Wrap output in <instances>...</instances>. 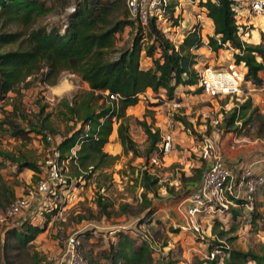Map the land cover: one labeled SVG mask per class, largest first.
Listing matches in <instances>:
<instances>
[{
    "label": "rangeland",
    "instance_id": "rangeland-1",
    "mask_svg": "<svg viewBox=\"0 0 264 264\" xmlns=\"http://www.w3.org/2000/svg\"><path fill=\"white\" fill-rule=\"evenodd\" d=\"M77 1L62 0L56 5L49 15L40 18L33 28L58 27L61 31L72 13ZM184 16L189 15V23L193 26V19L201 13L197 7L200 0H181ZM251 0H238V6L245 11L246 5ZM69 2L63 8V3ZM183 16V18H184ZM185 20V18L183 19ZM200 30L202 38L207 40L211 36L210 29L202 28L198 23L194 25ZM264 26L263 18H255L250 30L254 31L248 37L244 36L248 45L260 42L261 29ZM12 29L20 30L19 27ZM131 28H126L117 36L116 46L121 48L130 45L135 34ZM5 47L0 52L13 49ZM203 48V47H202ZM205 48V47H204ZM197 55L196 72H201L208 67H224L231 60L233 51L229 47L217 54L201 49ZM141 68L151 65V60L145 56L141 59ZM262 90L248 95L241 92L238 96L220 99H208L204 94L192 95L186 88H178L176 96L182 103V109L178 112L171 110L169 102L152 107V104L164 101L163 94L155 95L148 92L140 104L127 111L129 116L130 135L136 146L144 152L147 148L146 135L137 122L152 123L155 129L171 136L172 151L166 157L153 164H147L142 159H135L131 154H124L120 145L117 146V126L113 131L106 150L117 152L118 157L114 166L104 171L102 175L93 177L90 181H81L79 186L72 181L67 183L64 176L68 171L64 164L58 166L63 173L62 182L57 186L54 196H41L36 191V181L46 174L47 162L55 160V147L65 137L72 123L59 116V111H65L62 103L71 102L76 94L89 91L86 83L76 75L61 73L55 86L45 87L34 84L29 90L23 91V111L28 121L32 124L39 122L48 116L47 124L54 129L49 133L51 145L48 146L41 139L30 134V141H20L8 136L0 142V152L9 153L15 158L26 159L36 163L40 172L18 171L15 163L1 159L0 167V264H59L66 252L67 238L72 234H78L80 245L78 257L84 264H108L104 260L110 245L116 243L118 231L126 232L131 237L140 236L147 239L152 245L153 262L161 264L173 262V264H199L207 252L208 244L220 238V232H224L222 241L234 250L244 252L251 251L260 255L264 250V228L256 233L249 225L245 224L243 217H247L246 209L240 211L242 217L239 224L233 225V214L226 217L225 214H217L205 208L199 218L204 240L196 237L190 231L183 230L186 225V208L188 197H183L187 179L193 175L195 169L200 167L206 171L215 158H220L224 164L235 171H250L253 175H264V72L260 74ZM252 85V83H250ZM251 85L244 83L242 89ZM257 87V86H255ZM243 91V90H242ZM5 111H10L9 99L15 97L8 94ZM250 100L253 108L257 109L252 124L241 128L239 133L226 132L222 119L233 107L240 106ZM12 103V102H11ZM47 106L45 112L40 115L41 107ZM0 105V119H2ZM40 115L38 120L36 116ZM19 126L27 129L26 123L20 118L16 120ZM137 121V122H136ZM5 128V127H4ZM204 141L211 145L207 158H204ZM110 150H109V149ZM108 152V153H109ZM255 164V165H254ZM200 168V169H201ZM147 170L155 176L159 182V196H148L151 204L146 206L141 197L139 188V174ZM185 182H184V181ZM11 194L13 197H11ZM31 194L33 197H31ZM182 196V197H181ZM17 198H29L28 210L9 217L5 220V210L9 202ZM106 206L103 210L98 202ZM238 210L237 204L231 207ZM154 209V218L159 224H140L149 210ZM253 211L260 214L264 220V187L258 189L254 199ZM243 222V223H242ZM33 224L43 228L34 242L23 250L8 247L3 248L5 242L14 245L13 239H6L9 230L20 227L22 224ZM231 223V224H230ZM242 223V224H241ZM234 229V231H232ZM175 230V231H172ZM147 236V237H146ZM6 239V241H5ZM164 245H166L164 247ZM164 261H163V260ZM221 264V263H220Z\"/></svg>",
    "mask_w": 264,
    "mask_h": 264
},
{
    "label": "trees",
    "instance_id": "trees-1",
    "mask_svg": "<svg viewBox=\"0 0 264 264\" xmlns=\"http://www.w3.org/2000/svg\"><path fill=\"white\" fill-rule=\"evenodd\" d=\"M61 2L62 0H0V51L5 47H14L0 52V105L3 112L0 119V142L7 136L23 142L30 141V134L34 133L35 137H42L46 145H51L46 141L49 133L54 132L47 124L49 116L39 124L28 121L23 111L22 92L29 90L34 84L55 86L60 74L66 72L76 75L89 87V91L76 94L71 102L62 103L65 111H59L63 120L72 123L65 137L55 147L59 153L58 165L64 164L68 171V176H64L68 184L74 181L79 186V182L90 181L114 166L118 157L107 154L104 147L114 135L115 126L117 141L124 154H131L133 158L142 159L146 164L153 156L162 157L159 150L160 132L152 123L136 121L146 135L147 148L142 152L136 146L130 135L127 111L136 108L141 103L142 94L148 92L155 95L161 93L165 98L161 103L152 104V107L178 100L176 92L180 87L189 88L187 93L195 96L202 93L195 70L198 56L192 53L204 47L200 30L194 26V31H188L183 42L175 47L164 33L156 29L155 18L149 20L146 34L143 33V28L130 19L126 0H80L67 17L63 31L56 26L50 29L33 28L40 18L49 15ZM68 3H63V8ZM235 4V0H200L197 3V7L213 24V35L207 38V47L215 54L227 45L237 50L233 52L234 59L236 64L244 65L245 80L261 86L260 74L264 72V26L258 44L251 46L242 42L240 34L244 35L246 32L240 33L238 30L233 9ZM12 27H19L20 30L14 31ZM126 28L135 31V36L130 45L117 48V36ZM143 56L151 60V65L147 68H141ZM9 93H13L15 97L9 99L12 109L5 111ZM109 95L116 96L117 100L109 101ZM46 108L47 106L41 107L40 115ZM256 112L257 109L253 108L250 100L233 107L222 119L225 131L239 133L241 128L238 124H252ZM40 115L36 116L37 120ZM18 118L26 123L27 129L19 126L16 121ZM263 128L262 124L261 129ZM1 159L15 163L19 172H40L36 163L23 157L19 159L0 152ZM200 168L195 169L187 179L183 197H189L199 190L205 174V170ZM138 182L143 192L141 197L148 207L151 204L147 202L148 196L154 198L160 194L159 180L144 170L139 174ZM236 204L239 210H243L247 202L239 199ZM98 206L106 210V206L100 201ZM155 211L149 210L140 224H159V220L154 218ZM230 213L235 220L241 219L242 213L238 210H230ZM246 213L245 224L256 233L262 232V216L255 211ZM43 230L33 224H22L9 230L6 236L7 240L13 239L14 245L7 246L5 242L3 248L23 250ZM218 236V240H222L224 232H220ZM116 239V243L110 245L104 255L108 264L153 262L154 249L147 239L138 235L133 238L124 231H118ZM218 240L209 243L207 249L221 251V264H264V250L257 255L251 251L227 249ZM219 258L215 257L213 261L203 259L199 264H220Z\"/></svg>",
    "mask_w": 264,
    "mask_h": 264
},
{
    "label": "built area",
    "instance_id": "built-area-1",
    "mask_svg": "<svg viewBox=\"0 0 264 264\" xmlns=\"http://www.w3.org/2000/svg\"><path fill=\"white\" fill-rule=\"evenodd\" d=\"M236 4L233 7L236 15V24L240 33L245 31L246 33L240 34V40L244 43L247 41L244 36L248 37L253 34L254 31L250 30L249 26L252 25V21L255 18H263L264 20V0H251L246 5V10L243 11L238 6V0H235ZM127 11H129V17L143 28V33L148 29L149 20L155 18L156 29L164 33L170 42L177 47L185 39L186 35L181 31V24L183 21V3L181 0H126ZM74 10L72 8L71 12ZM202 28L206 25L202 22V19L197 22ZM196 23V24H197ZM194 27V26H193ZM190 28L189 31H194ZM65 28V27H64ZM262 31V29H261ZM146 34V33H145ZM213 35V34H212ZM211 35V36H212ZM204 43V40H203ZM206 49L211 52L207 44H204ZM229 46H224L228 48ZM230 51L237 52V50L231 49ZM196 50L192 51L194 54ZM219 51V52H220ZM246 70L243 64H236L234 55L224 67L213 68L208 67L205 70L198 72L199 87L202 89V94L208 99H220L230 98L238 96L241 92L248 95L249 92H257L262 90L261 86L255 87L251 85L250 81L245 80ZM246 83L251 85L242 89V85ZM243 90V91H242ZM148 93L142 94L140 101L147 96ZM109 101H116L117 97L113 95L108 96ZM169 106L172 111L178 112L182 109V103L178 100L169 102ZM160 132V131H159ZM161 143L159 144V150L161 156H153L150 160L153 164H157L163 160L166 155L172 151L171 136L160 132ZM48 143H51V138H46ZM204 158H207L211 145L207 141H204ZM73 156L75 152H72ZM55 160L47 162L46 174L39 177L36 181V191L41 196H54L60 198L55 194V190L58 185L61 184L63 178L61 172L58 170L57 157L58 151L54 152ZM264 187V175H253L250 171L247 172H234L233 169L228 168L220 158H215L209 169L203 176L201 186L197 192L190 194L187 198L186 208V225L183 230L190 231L193 235L204 240L202 236V228L199 224V218L203 215L205 208L213 211L217 214H230L231 207H234L236 201L239 199L245 200L247 205L246 211H253L255 195L258 189ZM31 197L33 195L31 194ZM30 205L29 198H17L9 203L5 210V220L9 217L20 214L24 210H28ZM241 220V219H240ZM2 221V219H0ZM147 237V236H146ZM148 239V237H147ZM149 240V239H148ZM229 247L222 240H218ZM80 245V239L78 234H72L67 238L66 252L64 253L59 264H84L78 257V249ZM222 253L218 249L207 250L203 259L213 261L215 257H220V263H222Z\"/></svg>",
    "mask_w": 264,
    "mask_h": 264
},
{
    "label": "crops",
    "instance_id": "crops-1",
    "mask_svg": "<svg viewBox=\"0 0 264 264\" xmlns=\"http://www.w3.org/2000/svg\"><path fill=\"white\" fill-rule=\"evenodd\" d=\"M184 5V4H183ZM199 11L201 12V13H199L196 17H195V19H193L194 21H193V26L199 21V20H201L202 19V22H204V24L206 25V29H210V32H211V34L210 35H212L213 34V32H212V30H213V24H212V21L210 20V19H208L207 17H206V14L201 10V9H199ZM190 15V14H189ZM189 15H187V16H184V18H185V20H183L182 21V24H181V31L182 32H184V34L186 35V33H187V31H189L190 30V28H192L193 26L192 25H190V24H187V25H185L187 22L189 23V19H190V17H189ZM262 30H263V28H262ZM204 40V44H207V40H205V39H203ZM205 47V46H204ZM200 48V49H198V50H196L195 52H194V54L195 53H198L201 49H205V50H207L206 49V47L205 48ZM208 51V50H207ZM208 53H209V51H208ZM211 53V52H210ZM109 144V143H108ZM108 144L104 147V151L107 153V154H109V155H111V156H115L116 154H118L117 152L119 151V150H117V152H114V151H112V150H110L109 148V150H110V152L109 151H107L106 150V147L108 146ZM117 146H119V144H117ZM109 152V153H108ZM262 162V161H264V160H258V162ZM255 165V164H254ZM234 171V170H233ZM236 172H238V171H236ZM258 174H262V173H258ZM257 194V193H256ZM256 196V195H255ZM187 200H185V202H186ZM230 210H232V208L230 209ZM233 211H236V210H233ZM238 211L240 212L241 210H239L238 209ZM226 217L228 216L227 214L225 215ZM231 216V213L229 214V217ZM242 217V216H241ZM246 218V216L245 217H243V219H245ZM233 219H234V215H233ZM242 220V219H241ZM239 221L240 220H238V219H234V221H233V225L235 224H239ZM243 223V222H242ZM241 223V224H242ZM231 224V223H230Z\"/></svg>",
    "mask_w": 264,
    "mask_h": 264
}]
</instances>
